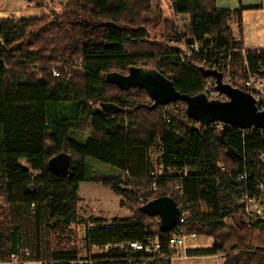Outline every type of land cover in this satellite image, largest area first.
I'll use <instances>...</instances> for the list:
<instances>
[{
	"label": "trees",
	"instance_id": "obj_1",
	"mask_svg": "<svg viewBox=\"0 0 264 264\" xmlns=\"http://www.w3.org/2000/svg\"><path fill=\"white\" fill-rule=\"evenodd\" d=\"M169 1L188 32L177 31L160 3L156 17L148 18L153 0H67L60 4L61 13L0 19V193L5 205L0 207V263H11L12 255L27 246L36 252L29 259L43 262L40 229L68 235V228L81 221L80 185L95 182L121 196L133 217L88 225V248L141 244L156 236L162 244L160 253L151 255L112 248L99 257L100 264H171L177 251L168 242L178 228L186 237L212 239L209 250L191 255L224 254V264H264V221L247 223L237 199L242 188L255 189V181H264V132L200 124L187 116L183 102L151 109L154 102L145 90H120L106 81L112 72L155 69L176 91L195 96L208 94L207 87L216 84L201 69L230 72L232 87L239 90L247 69L264 78V49H246L230 26L236 16L242 30V9H219L217 0ZM159 24H164L163 42L153 39ZM195 44L199 52L192 50ZM58 60L81 66L75 71L71 62L52 69L51 62ZM65 67L72 77L61 72ZM104 103L124 110L108 116ZM157 144V166L164 168L159 188L129 190L150 186L156 167L151 151ZM62 155L69 172L58 176L50 163ZM89 161L118 174L91 176ZM185 169L187 176L178 173ZM243 173L250 179L240 181ZM164 196L174 199L182 213L170 233L162 232L159 217L141 211ZM28 231L37 235L36 243L27 238ZM78 257L76 249L58 248L47 261L73 264Z\"/></svg>",
	"mask_w": 264,
	"mask_h": 264
},
{
	"label": "rangeland",
	"instance_id": "obj_2",
	"mask_svg": "<svg viewBox=\"0 0 264 264\" xmlns=\"http://www.w3.org/2000/svg\"><path fill=\"white\" fill-rule=\"evenodd\" d=\"M31 3H29V2ZM52 1V3H49ZM67 0H0V10L7 11L12 13V15H16L18 11H26V14L29 17H43L52 13H61L62 7L60 4L62 2H66ZM28 2V3H27ZM27 3V4H26ZM159 3L157 0H153V5H151L150 13L147 15L148 18H155L156 14L155 5ZM166 5L169 6L168 1H166ZM164 6V5H163ZM164 8V7H163ZM164 16L168 17V12L166 8L164 9ZM176 24L177 31L182 32L183 30L188 32L185 24L186 22L181 18H172ZM157 36L153 35V39L157 42H163V34H164V24H159L157 29ZM186 48L185 46H183ZM77 60V59H76ZM70 61L71 62H75ZM70 63H64L63 60H58L55 62H51L52 69L60 68V66H65ZM32 68H36V65H32ZM70 67H65L61 72L65 75L69 76L71 72L69 70ZM79 66L74 65L73 69L78 70ZM161 156V147L157 144L151 151V158L155 166L159 161ZM21 163L25 166L28 165L27 160H21ZM91 168H89V175L96 176L98 178H109L111 175H117L118 171L113 168L100 164L98 162L89 161L88 163ZM173 174V173H171ZM171 186V185H170ZM122 188H127L124 185ZM150 186H140L134 187L133 185L129 187V190H141L143 192H152ZM156 190H153L155 192ZM80 197V202L78 204L80 223L72 225L66 231L64 236H60L53 231L45 230L37 234L38 238L41 239L42 247H43V256L45 260L43 262L49 263L47 260L49 258V254L51 252L56 251L58 248H68V249H76L79 252V257L77 262L73 264H100L99 257H102L109 252V249L105 247H92L91 249L87 247L85 244V232L86 227L94 228L97 226V220H105L109 222L111 225L113 220L115 219H131L133 217V213L126 207L121 205L122 197L117 195L110 187L103 185L102 183L95 182H84L80 185L79 191H77ZM0 207H5L1 193H0ZM37 235H35L34 231H28L27 238L37 241ZM34 243V244H35ZM185 246H182L181 251L176 256V259L171 261V264H216L219 262L220 264H224V254H218L215 256H208L202 254L191 255L192 251H201L204 252L209 250L212 247V239H208L205 237H187L184 241ZM31 251L35 252V249H31L30 246H27ZM36 253V252H35ZM179 256L181 258H179ZM33 260V259H32Z\"/></svg>",
	"mask_w": 264,
	"mask_h": 264
},
{
	"label": "water",
	"instance_id": "obj_3",
	"mask_svg": "<svg viewBox=\"0 0 264 264\" xmlns=\"http://www.w3.org/2000/svg\"><path fill=\"white\" fill-rule=\"evenodd\" d=\"M201 72L203 76L215 79L216 89L220 95L227 97V100H211L207 94H182L176 91L172 81L155 69L134 67L128 75L112 72L107 75L106 81L118 86L120 90H145L154 102L151 109L183 102L186 104L187 116L200 124L219 123L241 130L261 129L264 132V110L258 109L251 95L225 84L223 75L217 71L201 69ZM101 108L108 116H114L124 110L110 103L102 104ZM50 169L58 176L66 175L69 172L67 156L62 155L52 160ZM141 211L149 217H159L160 228L164 233L172 232L182 217L177 202L168 196L148 202Z\"/></svg>",
	"mask_w": 264,
	"mask_h": 264
},
{
	"label": "built area",
	"instance_id": "obj_4",
	"mask_svg": "<svg viewBox=\"0 0 264 264\" xmlns=\"http://www.w3.org/2000/svg\"><path fill=\"white\" fill-rule=\"evenodd\" d=\"M192 50H195V52H199L198 45L195 44L192 47ZM81 66V63H75L74 65ZM218 70V68H217ZM218 72H220L218 70ZM54 76L60 77L61 72L60 71H55ZM73 73L69 74V77H72ZM232 75H230V72H224L223 77V82L225 84L231 85L232 86ZM213 87V88H212ZM207 96L211 100H221L225 101L227 100V97L220 95L218 90L216 89V84L215 86L209 85L207 87ZM242 91L245 93L251 95L254 100L256 101V105L259 110L263 111L264 110V78L261 77L259 74L252 73L250 69H247L246 76L243 79V85H242ZM216 127L219 129L220 127L227 126V127H232L224 124H219L215 123ZM233 128V127H232ZM245 131V130H242ZM226 169L225 167H222L221 172H225ZM173 173V171H170ZM180 175L187 176L188 175V170L185 169L184 171H178ZM150 187L153 188V190H157L160 186V182L164 176V168L163 166H156L153 168L152 172L150 173ZM249 175L247 173H243L239 175V180L240 181H246L249 180ZM255 189H248L242 188L238 200L239 203L244 207V213H245V221L247 223H259L264 221V181H255ZM182 188L181 184L177 185V194ZM141 200V199H140ZM181 221V220H180ZM228 225L234 226V223H227ZM179 225V224H178ZM178 227V226H177ZM176 227V228H177ZM175 228V229H176ZM188 237H193L197 238L198 236L196 234H193ZM187 237L185 236V230L178 228V230L174 233L173 237L170 239L169 247L171 249H174L177 251V254L175 256H172L171 261L176 259V256L180 253L182 246H185L184 241ZM128 248L129 250L133 252H144L148 255L154 254V253H160L162 249V244L160 241V238L158 236L151 239L146 240L144 243H138V242H131L127 245H120V246H105V248ZM32 252L29 248H21L20 252L18 254L12 255L11 259L12 262L9 264H48L46 262L42 261H35V260H30L29 258L31 257ZM224 256V255H223ZM179 258H181L179 256ZM216 264H220L217 262Z\"/></svg>",
	"mask_w": 264,
	"mask_h": 264
},
{
	"label": "crops",
	"instance_id": "obj_5",
	"mask_svg": "<svg viewBox=\"0 0 264 264\" xmlns=\"http://www.w3.org/2000/svg\"><path fill=\"white\" fill-rule=\"evenodd\" d=\"M157 1H159L163 11L166 8L168 12V17L166 18H177L169 0ZM166 1H168L169 6L166 5ZM217 7L233 12L242 9V30H240L239 19H237L236 16H232L231 19H229L235 37L243 41L246 49H264V0H217ZM24 14H26V11H18L16 15H12L10 12L0 10V19L31 18Z\"/></svg>",
	"mask_w": 264,
	"mask_h": 264
},
{
	"label": "bare ground",
	"instance_id": "obj_6",
	"mask_svg": "<svg viewBox=\"0 0 264 264\" xmlns=\"http://www.w3.org/2000/svg\"><path fill=\"white\" fill-rule=\"evenodd\" d=\"M198 44V43H197ZM200 50V49H199ZM176 190V189H175ZM121 245V244H120Z\"/></svg>",
	"mask_w": 264,
	"mask_h": 264
}]
</instances>
